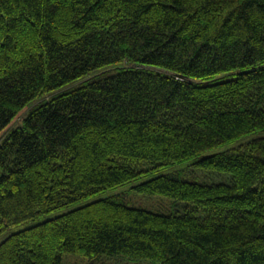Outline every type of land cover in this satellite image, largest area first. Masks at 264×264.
I'll return each mask as SVG.
<instances>
[{
  "label": "trees",
  "instance_id": "obj_1",
  "mask_svg": "<svg viewBox=\"0 0 264 264\" xmlns=\"http://www.w3.org/2000/svg\"><path fill=\"white\" fill-rule=\"evenodd\" d=\"M258 130L264 0H0V232ZM195 164L227 178L152 177L135 188L167 208L94 200L12 233L0 264H264V136Z\"/></svg>",
  "mask_w": 264,
  "mask_h": 264
},
{
  "label": "rangeland",
  "instance_id": "obj_2",
  "mask_svg": "<svg viewBox=\"0 0 264 264\" xmlns=\"http://www.w3.org/2000/svg\"><path fill=\"white\" fill-rule=\"evenodd\" d=\"M125 64L127 63L124 61V62H119L116 64H111V65L99 68L93 71L92 73H90V75H86L85 77H83L81 81L86 80L88 78L104 76V75H108L110 73L116 72L121 66ZM232 76L233 74L229 73L227 75L221 76L220 78L227 79ZM28 109L29 108H27L24 112H22L12 122L10 126L13 127V126L22 125L23 124L22 118L24 115H27ZM259 136H264V130H258V131L240 136L236 138L235 140H233L232 142L226 143L225 145H222L216 148L208 149L202 152L201 154H199L198 156L189 158L182 162L174 163L173 165H170L168 167L161 168L155 172H152L148 175L143 176L142 178L138 180H132L128 182L127 184L118 187L117 189L106 190L103 193L96 194L82 201L53 210L49 213L39 216L38 218H33L30 220L24 221L19 225L8 227L5 230L0 232V242L5 240L8 236H10L14 232H17L29 226L35 225L47 219L54 218L55 216L67 213L89 202H92L94 200H98L101 198H105L113 194H121L125 198L127 203L134 207H142V208L151 209V210H160L161 208H167L168 206L166 205H170V201L167 198H164L161 196L143 195L135 188V186L147 179H150L152 177L159 176V175H164V174H169V175L177 174V175L182 176L183 178H187L192 181H195V180L207 181V182L222 181L227 178L226 175H222V176L221 175H211L208 172L201 171L195 163L203 157L212 155L214 153L220 152L230 147L238 146L240 144L246 143L252 140L253 138H256ZM1 141L2 139L0 138V142ZM63 264H157V263H153L145 259H133V258H127V257H120V256L108 257L105 255H102L99 258L91 259L87 256H83L79 254H68L64 258Z\"/></svg>",
  "mask_w": 264,
  "mask_h": 264
}]
</instances>
